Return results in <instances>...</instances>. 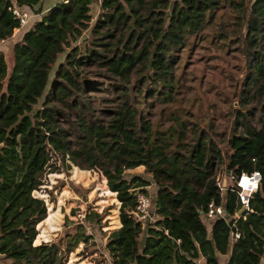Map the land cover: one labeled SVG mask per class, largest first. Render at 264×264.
I'll return each instance as SVG.
<instances>
[{
	"label": "trees",
	"instance_id": "16d2710c",
	"mask_svg": "<svg viewBox=\"0 0 264 264\" xmlns=\"http://www.w3.org/2000/svg\"><path fill=\"white\" fill-rule=\"evenodd\" d=\"M40 1L0 0V41L20 26L12 5ZM94 3L51 6L13 44L10 71L0 50V74L21 81L18 100L0 112V254L13 264H64L58 243H34L47 209L31 188L51 152L99 170L116 192L121 225L106 241L112 264H198L200 256L219 264L217 253L227 252V264H264V0H102L93 19ZM203 40L236 43L245 71L224 151L212 123L172 109L181 102L182 52ZM222 164L236 177L261 174L239 216L236 191L216 184ZM141 165L157 185L144 220L135 211L151 180L126 175ZM211 201L227 216L214 218L209 233ZM70 236L72 248L88 239L81 224Z\"/></svg>",
	"mask_w": 264,
	"mask_h": 264
},
{
	"label": "rangeland",
	"instance_id": "374dc122",
	"mask_svg": "<svg viewBox=\"0 0 264 264\" xmlns=\"http://www.w3.org/2000/svg\"><path fill=\"white\" fill-rule=\"evenodd\" d=\"M94 12L92 10L93 19L97 16ZM87 32H83L75 43L83 44L84 39L88 38ZM16 36L14 34L12 38ZM12 38L0 44V48L7 54L5 57L9 71L12 66ZM218 42L198 41L195 45L189 44V48L182 52L177 67L181 102L172 109L190 110L188 115H192L189 118H196L206 128L212 123L210 132L224 151L226 138L233 127V110L240 107L241 96L237 86L245 71L240 72L242 59L236 43ZM64 55L65 53L60 55L50 78ZM20 82L11 78L9 73L0 74V112L18 100ZM43 98H40V102ZM157 112L159 113V108ZM161 118L164 119V116ZM133 174H140L151 180L146 187L147 195L152 201L151 213L157 185L152 180L151 173L142 165L129 169L126 175L130 178ZM105 179L99 170L67 165L48 152L42 171L35 174L31 188L33 194L45 200L47 209L46 217L37 224L38 233L34 243H58L63 251L64 264H112L106 241L108 233L119 227L120 202L115 193L107 190ZM203 219L205 222L208 220L205 216ZM80 224L88 239L81 240L72 248L70 235L77 232ZM13 263L15 262L11 258H4L0 254V264Z\"/></svg>",
	"mask_w": 264,
	"mask_h": 264
},
{
	"label": "built area",
	"instance_id": "2783aa9c",
	"mask_svg": "<svg viewBox=\"0 0 264 264\" xmlns=\"http://www.w3.org/2000/svg\"><path fill=\"white\" fill-rule=\"evenodd\" d=\"M101 1L102 0H94V2L98 4ZM11 10L20 21L19 27L27 25L29 23V19L35 15V13L28 6H21L15 3L12 5ZM260 180L261 174L258 170H254L252 172L243 171L236 177L232 173L229 174L226 166L223 164L219 166L216 176V184L219 189L222 192L228 189L235 190L237 200L241 203V205L245 206V210L249 209V198L253 192L259 188ZM151 202L152 201L148 195L139 194L135 214L143 220L149 217ZM205 215L209 218L227 216L224 204H217L214 201L208 203ZM238 237V231L232 232V240H235Z\"/></svg>",
	"mask_w": 264,
	"mask_h": 264
},
{
	"label": "crops",
	"instance_id": "0c3cea01",
	"mask_svg": "<svg viewBox=\"0 0 264 264\" xmlns=\"http://www.w3.org/2000/svg\"><path fill=\"white\" fill-rule=\"evenodd\" d=\"M59 1H62V0H41L38 4H35L34 6L31 7V10L35 13V15L29 19V23L27 25L15 28L12 36L8 38V39L12 38L14 34L17 35L15 38H12L13 42H12V45L10 48V54H12L13 44L16 41L21 39L23 33L32 25V23L38 19H41V17L46 13V11L51 6H53L55 3L59 2ZM92 10H95L94 13L97 15L99 12V4L94 3ZM92 10H91V13H92ZM8 39L0 41V44H4V42L7 41ZM0 50L4 51L1 48H0ZM4 53H5V51H4ZM5 55H7V54L5 53ZM115 194H116V192H115ZM151 217H152V211L150 213L149 218H151ZM205 217H206V219H208L207 222H205V223L207 226V231L210 233L211 228H212V222H213L214 218H209L206 215H205ZM120 225H121V223L119 224V226ZM217 254H218L219 264H227L229 252L224 253V254L223 253L222 254L217 253ZM202 259H204V261ZM200 261H202V263H200ZM198 264H206V258L204 256H200L198 259Z\"/></svg>",
	"mask_w": 264,
	"mask_h": 264
},
{
	"label": "water",
	"instance_id": "95a60500",
	"mask_svg": "<svg viewBox=\"0 0 264 264\" xmlns=\"http://www.w3.org/2000/svg\"><path fill=\"white\" fill-rule=\"evenodd\" d=\"M225 192H227V190H225ZM245 209V206L242 205L241 208L237 211V215H241Z\"/></svg>",
	"mask_w": 264,
	"mask_h": 264
}]
</instances>
